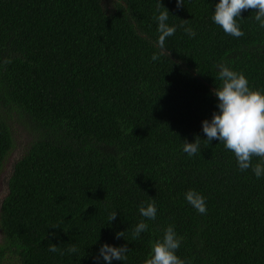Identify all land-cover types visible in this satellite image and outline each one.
Returning <instances> with one entry per match:
<instances>
[{
    "label": "trees",
    "instance_id": "trees-1",
    "mask_svg": "<svg viewBox=\"0 0 264 264\" xmlns=\"http://www.w3.org/2000/svg\"><path fill=\"white\" fill-rule=\"evenodd\" d=\"M162 3L169 25L189 20L197 35L177 27L153 61L156 0H0V173L14 122L33 137L1 204L0 264H105V243L130 249L112 264H144L169 225L188 264H264V177L241 172L202 130L218 111L217 64L264 90V28L244 11L235 38L211 19L219 0ZM196 135L200 152L188 156ZM189 189L206 197V214ZM153 199L157 218L134 240L139 206Z\"/></svg>",
    "mask_w": 264,
    "mask_h": 264
},
{
    "label": "clouds",
    "instance_id": "clouds-1",
    "mask_svg": "<svg viewBox=\"0 0 264 264\" xmlns=\"http://www.w3.org/2000/svg\"><path fill=\"white\" fill-rule=\"evenodd\" d=\"M177 7L184 6V0H176ZM253 10L254 19L264 28V0H219L215 4L213 22L218 25L226 35L240 38L245 35L241 30L239 21L244 11ZM156 13L154 19L158 22L159 53H153L151 59L156 61L164 54L166 40L173 36L177 27L183 28L186 35L195 38L197 33L190 26L189 20H182L179 26L169 25V10L164 6L162 0H156ZM11 63L10 59H4L3 64ZM218 69L216 79L221 83L212 91L218 99V111L214 112L210 120L202 122V130L208 142L218 140L224 148L232 152L241 172L251 169L259 179L264 177V90L253 89L248 78L242 72H237L226 63L215 66ZM201 137L196 135L195 142L184 140L183 152L188 156H195L200 152ZM256 161L255 163L253 161ZM186 201L200 214L207 213L206 197L195 189H189L185 193ZM157 206L155 200L139 206L141 220L132 231V238L138 239L141 233L148 231L149 225L145 220L155 221L157 218ZM117 211L110 213L109 223L117 218ZM125 238V231L116 233V238ZM183 238L178 236L174 225L164 229L163 236L157 239L151 246L149 258L144 264H188V261L177 255ZM127 245L119 247L103 244L96 257L102 259L105 264L116 261H126L129 252ZM48 251L56 253L65 252L55 245L50 244ZM78 252L75 244H70L67 253Z\"/></svg>",
    "mask_w": 264,
    "mask_h": 264
},
{
    "label": "rangeland",
    "instance_id": "rangeland-1",
    "mask_svg": "<svg viewBox=\"0 0 264 264\" xmlns=\"http://www.w3.org/2000/svg\"><path fill=\"white\" fill-rule=\"evenodd\" d=\"M14 127L16 130L15 136V148L9 157L6 159L4 167L0 173V208L1 204L7 194V181L11 176L12 167L16 160H18L22 154H24L25 150L31 144L33 137L24 130L23 126L18 122H14ZM2 240V233L0 230V242Z\"/></svg>",
    "mask_w": 264,
    "mask_h": 264
}]
</instances>
